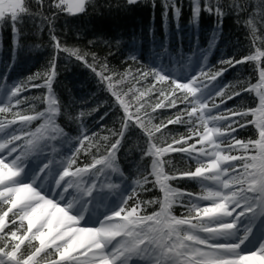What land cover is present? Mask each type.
<instances>
[{
  "label": "snow or ice",
  "instance_id": "6c2138e0",
  "mask_svg": "<svg viewBox=\"0 0 264 264\" xmlns=\"http://www.w3.org/2000/svg\"><path fill=\"white\" fill-rule=\"evenodd\" d=\"M90 2L54 0L48 7L75 16L86 12ZM34 3L36 13L28 0H0V27L5 22L11 27L13 60L23 49L18 25L25 23V17L33 21L40 17L49 25L53 48L43 74L12 82L0 74V264H264V0H256L244 21L253 50L240 58L221 59L218 63L223 67L217 69L198 67L187 77L159 64L114 72L106 58L98 61L94 53L89 63L87 53L62 45L53 34L55 13L43 14L45 0ZM227 7L237 15L247 10L237 0ZM163 8L164 16L169 9L174 19L181 14L176 0H164ZM203 10L218 18L226 14L220 0H204ZM201 11V0H192L194 29ZM220 32L219 26L213 30L208 51ZM61 52L83 62L106 84L122 115L119 127L108 135L88 134L81 128L79 136L68 137L77 141L71 154L55 160L48 159L46 149L54 141L67 142L63 139L67 133L56 123L60 104L52 87ZM130 59L138 57L133 54ZM249 63L257 73L255 83H242L239 90L214 83L230 68ZM12 67H6L5 73ZM41 87L47 89L42 100L46 108L35 111V105L29 104L31 114H24L20 106L29 98L23 93ZM242 93L253 94L254 106L222 107ZM179 104L184 107L178 108ZM165 108L177 112L153 123L154 114ZM83 116L81 112L77 119ZM37 120L42 123L32 130ZM172 124L189 125L188 135L166 133L164 129ZM248 126L256 130V138L239 139L238 131ZM136 130L147 139L143 156L151 158L150 168L120 191V185L107 177L123 176L118 153L126 135ZM172 153L187 154L195 168L165 171L172 163L165 157ZM81 154L87 159L82 165L77 164ZM31 157L40 163L33 161L29 167ZM174 180L196 182L201 192L181 191L170 183ZM148 184L162 196L140 199L141 191H151ZM117 192L118 202L106 205L107 197ZM154 204L158 210L149 214L147 208ZM175 206L183 207L186 214L177 216Z\"/></svg>",
  "mask_w": 264,
  "mask_h": 264
},
{
  "label": "trees",
  "instance_id": "16d2710c",
  "mask_svg": "<svg viewBox=\"0 0 264 264\" xmlns=\"http://www.w3.org/2000/svg\"><path fill=\"white\" fill-rule=\"evenodd\" d=\"M53 2L54 0H45L43 14L52 16L55 13L51 26L53 34L58 37L61 44L87 53L89 63H92L93 53L96 54L98 61H104L106 58L110 70L114 72L123 73L129 68L135 72L137 68L146 69L153 64H159L170 69L177 76L187 77L190 69L194 71H197L198 67L217 69L223 67L218 63L221 59L232 56L240 58L253 50L249 41V30L244 21L248 19V14L253 12L256 0H237L247 8L239 15L227 7L233 3V0H220L226 13L222 18L204 11V0H201L202 11L195 29L191 24L192 0H176L181 8V14L175 19L171 9L168 10L167 16L163 15L164 0H137L136 4H128L127 0H91L86 12L75 16L49 8L48 6ZM28 4L33 13L38 11L34 0H28ZM217 26L221 29L220 39L215 47L208 51L210 36ZM18 27H21L20 43L23 49L17 52L15 60L12 52L11 27L7 22L0 27V74H6L9 82L24 80L32 73H45L53 54L49 25L41 23L40 17L35 18L34 21L25 17V23ZM257 27H261L259 22ZM133 45L136 49L134 53ZM257 46H260L259 41ZM205 53L206 59H202ZM133 54L138 60L130 59ZM10 64H14V67L5 73V68ZM56 71L57 75L52 85L60 104V114L56 118V123L67 133V137L63 138L67 142L54 141L49 149H46L45 155L48 159L62 160L71 154L77 144L75 139L68 140V137L79 136L81 128L88 134L95 132L98 136L108 135L109 130L119 127L122 110L107 90L106 84L102 83L83 62L61 52L56 62ZM249 80L253 83L257 80V73L252 63L230 68L214 83L229 84L239 90L242 83ZM35 82L43 83L42 80ZM23 95L29 98L20 106L24 114H31L29 104L35 105V111H43L46 108V104L42 102L43 97L47 95L46 88H31ZM155 98V96L151 98L153 102ZM245 106H254L253 94L242 93L241 96L222 105L233 109ZM183 107V104L178 105V108ZM81 112L84 116L77 119ZM176 112V108L160 109L154 114L153 123H160L173 117ZM41 123V120L34 121L30 127L34 130ZM189 127L187 124H172L164 131L178 137L188 135ZM237 135L239 139H255L256 130L248 126L240 129ZM52 148L55 151H52ZM146 148L147 139L139 130H136L135 134L130 132L126 135L118 153V166L123 176L114 173L107 177L110 182L120 185V191L140 178L138 173L150 168L151 158L143 156ZM92 152H95V149H92ZM35 159L36 157L29 158L28 165ZM165 159L172 161L170 165L165 166V171L170 174L173 169H194L196 166L187 154L172 153ZM85 162L87 159L81 154L77 164L82 165ZM170 183L181 191L195 194L201 192L200 185L193 181L174 180ZM146 187L151 191H141L140 199L154 200L161 197L157 187H153L152 184ZM108 199L110 204L114 200L118 201L119 193L109 195ZM158 207V204H154L147 208V212L150 214L158 210ZM173 212L177 216L186 214L181 206H175Z\"/></svg>",
  "mask_w": 264,
  "mask_h": 264
},
{
  "label": "rangeland",
  "instance_id": "374dc122",
  "mask_svg": "<svg viewBox=\"0 0 264 264\" xmlns=\"http://www.w3.org/2000/svg\"><path fill=\"white\" fill-rule=\"evenodd\" d=\"M194 72V70H192V69H190L189 70V72H188V74L187 75H190V74H192ZM43 158H41V160H42ZM37 164L39 163V161L37 160V159H35L34 160ZM33 164V163H32ZM32 164L31 165H29V167H31L32 166ZM53 175H54V173H53ZM49 179L51 180L52 179V177H49ZM104 178L102 177L101 178V180H103ZM70 191H72V190H70ZM208 203V202H207ZM206 203V204H207ZM106 204V203H105ZM104 209L103 208H101V211H103ZM99 213H96L95 215H98ZM94 222V219L92 220V222L91 223H93Z\"/></svg>",
  "mask_w": 264,
  "mask_h": 264
}]
</instances>
